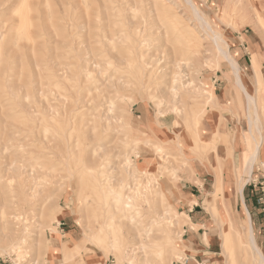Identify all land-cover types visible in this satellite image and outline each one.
Instances as JSON below:
<instances>
[{
  "label": "rangeland",
  "instance_id": "obj_1",
  "mask_svg": "<svg viewBox=\"0 0 264 264\" xmlns=\"http://www.w3.org/2000/svg\"><path fill=\"white\" fill-rule=\"evenodd\" d=\"M191 1L194 5L187 0H0V264H92L95 257L102 264H128L113 251H99L96 242L92 252L85 248L94 233L104 242L98 228L106 214L118 215L119 190L122 197L130 191L146 197L139 201L136 220L141 222L126 219L121 225L131 243L147 246L123 250L136 264L180 262L157 251L154 219L170 227L184 251L185 222L180 221L179 234L173 231L179 215L156 216L165 208L161 190L184 216L185 198L193 195L191 204L203 202L215 239L212 264H252L230 224L214 218L208 206L213 203L221 213L226 201L230 223L240 221L245 232L251 227L236 180L228 178L231 167L244 165L251 137L257 143L261 135L263 145L243 194H252L253 204L264 196V64L259 66L258 58L264 59L252 55V66L262 74L258 88L248 60L242 66L244 58L235 49L237 37H251L253 30L264 35V12L258 9L261 18L255 10L236 18L249 0ZM163 5L168 12L163 13ZM171 14L196 32L198 57H188L174 39ZM219 46H228L244 91L233 83L236 73ZM224 79L230 84L229 106L217 108L209 91ZM174 80L178 93L187 92L182 102L167 93ZM249 96L257 99L255 105ZM214 112L238 127L243 147H236V155L232 134L214 131L208 138L200 128L206 114ZM152 115L173 120L190 136L187 145L179 137L152 138L147 129ZM215 174L224 180L220 198H212ZM258 203L263 215V202ZM224 230L231 234L228 245L222 241ZM252 235L257 238L254 228ZM73 247L85 253L68 262L62 252Z\"/></svg>",
  "mask_w": 264,
  "mask_h": 264
},
{
  "label": "bare ground",
  "instance_id": "obj_2",
  "mask_svg": "<svg viewBox=\"0 0 264 264\" xmlns=\"http://www.w3.org/2000/svg\"><path fill=\"white\" fill-rule=\"evenodd\" d=\"M187 1L190 5H194V4H192L191 0H187ZM162 11H163V13H166L169 11V9H168V7L163 5ZM255 12H256V10H255ZM171 15H172V17L170 16V22H169L170 24L169 23L168 24L170 26L171 33L174 36V39L177 40L178 44L180 43L183 47H185L184 52L188 55V57H190V58L198 57L200 54L199 49L201 47V41H200V39H198L199 37L197 36L196 32L193 29H191L190 26H187L185 24L186 23L185 21L182 22L180 19L176 18L174 14H171ZM259 18H261V17H259ZM208 28L210 29V27H208ZM213 33H215V32L213 31ZM213 39L215 41L219 38L215 39V34H214ZM220 42L225 43V40L221 39ZM215 43H216V41H215ZM226 45H228V43H226ZM227 48H228V46H227ZM227 48H222V46H219L217 49L219 50V54L222 55L225 59H227L230 69H232L234 74L236 73L235 74V82L232 80L233 83L237 87H239L241 90L244 91L241 79L237 75V72H239L238 71L239 67H237L236 63L233 62L231 57H228ZM252 70H253V74H255L254 78H255L256 83H257L255 85L259 88L260 84H261V73L257 69V66L253 65ZM152 73L153 72H151V74ZM175 77L177 78V76H175ZM177 81L178 80H174L173 82L171 81L172 84L170 82L171 85L168 86L167 93L169 95H171V97L174 99L180 98V100L178 102H182L181 99L187 96V92L185 94L178 93ZM210 92H211V94H210ZM209 94L215 96L214 92H212L211 90L209 91ZM247 99L252 104H254L257 100V99H255V101H254V99L251 98L250 96ZM258 99H260V98H258ZM164 103H166V101ZM205 104L206 103H204V104L198 103V105H200L201 107H204ZM204 112H205V110H204ZM204 114L205 113L202 112L201 116L199 114L198 115L200 118H203ZM196 118H198V117H196ZM253 139L254 138L251 137L252 143H250L247 151H245V159H244L245 163H244V165L243 166L241 165V167L239 168V163H238L237 165L234 166V168L231 167V169L229 171V178L228 179L236 180V184L235 183L234 184L236 185V192L239 195H241L242 188L244 187L246 182L249 181L248 179L250 178V172H251L252 165H253L254 161L257 160L258 152L260 150L259 148L261 146L260 143L262 140V135L258 137L257 143ZM262 167H264V164H262ZM221 172H222V170H221ZM221 175L219 176V175L215 174V180H214L215 183L212 187V192H211L212 198H220L222 196L224 180H223V177H221ZM30 188H32V186ZM97 189H99V187H97ZM207 194H209V193H207ZM115 195L118 196L123 201V204L121 206H118L119 213H118V215H116V217L112 213H108V214H106V216H104V221H103V223L100 224V228H98V230H100L98 232V234L102 233V235H104V237H105V238L103 237L104 242L101 244V242H99V240L102 236L97 237V234L94 233L93 238L91 240L89 239V243H88V245L86 244L85 248H87L86 251L92 252L93 251L91 249V247H93L92 243L96 242V246L99 247V251H101V250L102 251H107V250L113 251L116 254H118V256H117L118 261L128 262V264H136V262L133 260L134 258L128 257L127 255H125L123 253V250H125L127 248L130 250V252H135L136 249L143 251L146 249L147 246L144 245L142 242L131 243V241H129L128 238L123 235L122 230H121V228H122L121 225H122L123 220H126V219L128 220L129 223H134V225H136V223H138V222H141V220H136V216H140V211L138 209L139 208L138 206L140 205L139 201H142V200H140V197H143V198H146V197H145V195L141 196L140 194H137L136 192H133V191H130L128 193V195H126L125 197H122V191L121 190H119ZM107 197H108V195H106V198ZM159 197H160V201L162 202V204H164L165 208H164L163 214L156 215V216L159 218H162V219H164V216H165V217H168L167 219H169L171 213L174 214V216L179 215V217L181 219L177 220V222L173 228V231L180 234L181 233L180 232L181 231L180 230V226H181L180 221L185 222L188 219V217L177 212L172 207V205H170L168 203V199L166 198V192L164 190L160 191ZM106 198L104 199V201H106ZM133 198H136L135 199L136 201H134ZM116 202H117L116 204L114 202V205L119 204V201H116ZM106 203L107 202H105V204ZM230 204H231V201H230ZM207 205H209V204H207ZM228 207H229L228 203L226 201H224L223 205H222L221 213L218 212V210L216 209V207L213 203H211L208 206V209L210 210V212H211L212 216H214V218L219 219V222L221 221L220 217L221 218L223 217L225 223L221 222V224L222 223H224L225 225L230 224L229 227L231 230L234 231L233 233L236 234L238 244L241 247L242 251L244 252L245 258L250 259L252 264H264V256L261 253V251L258 250V248H256V246L254 244L255 241H254L253 235L251 233L250 225H248L247 231L245 232L244 231V224L240 223V221H239L238 225L237 224L233 225L232 223H230V220H228V215H229L228 214ZM162 219H159V220H162ZM153 222L155 223L156 226L159 227V230H157V231L159 234L158 240L160 241V243H155V247L157 248V251L159 253H163V254L168 253L170 255L171 259H172V257L174 259H178V260L180 258H182L184 252H183L182 248H178L179 246H177L175 244L173 237L170 235L171 234V232L169 231L170 227H168L167 224H164L161 221H158V219H154ZM49 229H51V228L49 227ZM146 233H148V231H146ZM221 234L223 237V240H222L224 242L223 244L228 245V243L231 242V234L229 232H227L226 230L222 231ZM101 240H102V238H101ZM136 245H138V246H136ZM246 247L248 249H246ZM81 248L77 247V248H74V250H69V251H68V248H66L67 251L63 250L62 253L64 255L65 260L69 262V261H72V258H74L75 255L84 254L85 249L83 248V250H82ZM145 259H146V257H145ZM17 261H18V259H17ZM91 262L89 261V263H91ZM17 264H19V263H17ZM92 264H102V263H100V258L95 257V258H93Z\"/></svg>",
  "mask_w": 264,
  "mask_h": 264
},
{
  "label": "crops",
  "instance_id": "obj_3",
  "mask_svg": "<svg viewBox=\"0 0 264 264\" xmlns=\"http://www.w3.org/2000/svg\"><path fill=\"white\" fill-rule=\"evenodd\" d=\"M248 3H249L248 6L247 7L245 6L246 9H244V11L246 12L238 15L236 18H241L242 16L245 15L252 16L253 14L251 12H253L254 10H256L259 17H262L259 14L258 9L260 8L264 12V0H254V1L249 0ZM223 9L224 6L222 5L221 12L223 11ZM232 9L233 6L230 8V11H232ZM237 23L238 21L235 22V26H237ZM245 25L251 27L252 23L246 21ZM244 38L245 39H241V37H237L235 49L240 53V56L244 58L243 61L241 60L242 66L244 64V61H246L247 59L249 64V69L252 71L253 74V70H252L253 56L255 55L258 57L261 56L264 59V53H263L264 35L262 34V32L260 33L256 30H253L251 37L245 36ZM258 61H259V66L262 67V65L264 64L263 60H261V58L259 57ZM259 72H261L260 69ZM222 84H225V88L222 87ZM229 85L230 84L226 79H224L221 84L215 83L214 92L216 97L217 108H220L221 106L222 107L229 106L227 105L228 96L229 93H231ZM145 124L147 123L145 122ZM149 124L150 126H147V129L152 138L179 137L178 141L182 140L183 145H187L190 136L188 134L185 135L181 133L179 130H177L176 127L173 125V120L165 121L164 119H158L156 118V116L152 115V119L150 120ZM200 128L203 129V131H205L206 135H208V138H211V135H213L214 131L219 133L226 132L232 134L231 145L235 155L242 150L243 145H241V133L237 134L238 127H236L234 121H231L229 123L224 113L221 114V117L219 116L218 112L216 113L214 112L210 114L208 113V115L206 114L204 120H202L200 124ZM162 133L164 134L162 135ZM262 143L263 142L261 141L260 144L263 145ZM236 147L238 148V150L240 149V151L237 152ZM208 155L209 157H211L210 161L213 163L212 164L213 166L214 165L213 151H211ZM204 170L206 171L205 168ZM202 181L205 182V180ZM244 188H242L241 195L239 196L238 201L243 206V215L244 212H246L247 215L249 216V222L252 227V233H253V228L256 233V237H257L256 239L254 235L255 246L256 248H258V250L261 251V253L264 256V215H262L261 213V209L258 203V198L255 199V204H253L254 202L252 201V198L255 197L252 194H248V193L244 196L243 194ZM192 196L193 195H190L187 198H185L186 203L185 205H183V207L185 206L183 213H185L186 217H188V219L185 221V224L182 226V234H181L182 235L181 243L183 244L184 253L182 258L179 259L180 262H176V264H212V255L214 253L211 251L212 249H210V247L212 243L215 242V239H213L211 237L212 234L209 233L210 232L209 226L211 225L208 223V221L210 220V216L207 212L204 211L202 201L197 200L195 204H191V198H194ZM245 217L246 215H244V218ZM104 264H114V262L110 261L108 263L107 261H104Z\"/></svg>",
  "mask_w": 264,
  "mask_h": 264
},
{
  "label": "built area",
  "instance_id": "obj_4",
  "mask_svg": "<svg viewBox=\"0 0 264 264\" xmlns=\"http://www.w3.org/2000/svg\"><path fill=\"white\" fill-rule=\"evenodd\" d=\"M259 201H260V202H261V201L263 202V203H262V204H263L262 212H263V215H264V196H263V198L260 197V198H259ZM259 201H258V202H259Z\"/></svg>",
  "mask_w": 264,
  "mask_h": 264
}]
</instances>
